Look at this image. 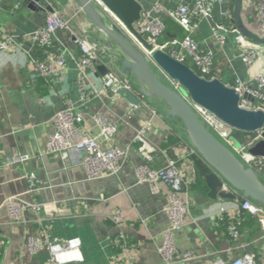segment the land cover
<instances>
[{
	"label": "crops",
	"instance_id": "1",
	"mask_svg": "<svg viewBox=\"0 0 264 264\" xmlns=\"http://www.w3.org/2000/svg\"><path fill=\"white\" fill-rule=\"evenodd\" d=\"M138 1L146 8L155 4L167 9L177 6L173 0ZM45 2L62 16L73 18L72 32L57 30L50 45L66 58L63 75L48 78L35 70L43 50L32 38L35 30L46 24L49 10H32L24 0H0V31L13 35L15 42L0 52V161L19 153L30 156L24 164L0 166V264H48L47 250L29 252V236L79 238L81 257L66 264H164L158 247L168 225L164 207L169 188L162 184L160 192H152L148 183H138L137 168L144 164L161 167L168 157L177 160L186 179L182 196L189 200L190 213L175 238L181 251L195 254L186 264H211L236 257L238 247L227 232L228 213H218L232 199L209 196L205 175L212 169L170 119L168 106L159 98L141 96L135 77L117 69L119 48L92 25L75 0ZM260 2L264 0H242L245 25L263 40L254 41L258 57L252 65L242 60V46L235 32H224V46L211 39L210 27V32L201 28L197 34L200 43L214 46L216 68L227 83L237 78L254 81L257 75H264V30L257 22ZM235 3L225 0L217 6L215 19L230 25ZM226 11L232 13V19L225 20ZM155 15L166 25L171 20L165 12ZM109 21L115 22L110 15ZM74 34L96 42L101 48L100 65L107 64L130 80L131 89L135 87L133 91L141 99L135 104L136 110L125 96L113 95L104 87L99 68L94 72L80 65ZM69 104L84 116L85 130L104 146L109 143L102 133L103 125L117 126L112 143L127 149L128 157L119 162L116 172L90 179L83 165L48 151L49 135L56 131L53 117ZM146 120L151 124L146 125ZM139 135L155 149L153 160L142 153ZM30 172L38 180L33 185L27 175ZM11 197L26 204L20 222L10 217L7 200ZM35 203L41 206L39 210L31 206ZM116 210L122 213L120 223L110 217ZM253 241L241 248L262 250V245Z\"/></svg>",
	"mask_w": 264,
	"mask_h": 264
},
{
	"label": "built area",
	"instance_id": "2",
	"mask_svg": "<svg viewBox=\"0 0 264 264\" xmlns=\"http://www.w3.org/2000/svg\"><path fill=\"white\" fill-rule=\"evenodd\" d=\"M99 5V0H92ZM177 6L173 9H167L158 4L150 8L143 7L141 18L137 22V30L151 43L155 49H161L169 53L174 58L188 64L200 76L208 79L218 78L215 69L216 51L214 46L207 43H200L196 40L194 34L200 28V22L205 20L211 29V39L220 46H224L226 36L224 32L233 31L236 33V39L242 46L240 54L242 60L247 65H252L258 57L257 44L251 39L245 37L237 28L227 23L215 19V8L224 3L225 0H173ZM101 7V6H100ZM103 9V8H102ZM165 12L169 18L178 23L184 30L185 35L180 37L168 38L163 40V34L167 27L165 21L156 16V13ZM257 22L264 30V2H260L257 12ZM114 18V17H113ZM225 20L232 19L230 11L224 12ZM115 20V18H114ZM117 22V21H115ZM57 30H73V18L64 17L54 10L48 11L46 24L35 30L32 40L43 50V57L36 62L35 70L45 78L63 75L66 66V58L63 53L56 52L50 48L52 36ZM75 35V34H74ZM0 52L10 48L14 42V36L2 34L0 31ZM76 44L80 50L79 63L97 72L99 68V50L100 46L88 38L75 35ZM152 52L146 51V57L154 66L157 73L162 79L167 81L172 87L178 88L180 83L172 79L163 69H161L152 59ZM103 64V63H102ZM108 70L103 74V85L114 95L119 94L121 87L131 89V82L127 77L119 75L112 70L110 66L104 64ZM228 86L234 87L240 94V106L250 110H264V75L259 74L254 81H244L237 78L234 83H227ZM245 94L258 99L254 100L245 97ZM191 104L198 114L199 118L208 124L210 129L221 138L242 162L256 170L258 175L264 180V157L253 155L249 150L261 138L264 128L253 132L250 136L238 139L235 136V129L219 119L214 113L200 104L193 102ZM137 105L132 103V109L136 110ZM56 131L49 135L47 149L51 153H59L65 158H69L72 163L83 165L87 176L90 179L100 178L117 171L119 162L128 157V150L112 143L114 134L118 131L117 126L105 123L102 127V133L106 136L108 146H104L97 136L88 133L84 127V116L76 111V108L69 104L66 108L59 110L53 117ZM151 121L146 120V125ZM142 153L148 159L153 160L154 148L141 136ZM238 141V145L235 144ZM30 159L28 154H13L4 159L1 165L6 164H24ZM32 185L38 180L34 172L27 174ZM138 183H148L152 192L161 191L162 184L168 186L167 202L164 211L168 216V225L162 232V243L158 250L163 258L164 264H186L193 256V251H181L176 242V234L183 230L187 224V217L190 213L189 200L182 196L186 179L183 172L178 166L175 158L168 157L165 164L161 167H152L144 164L137 168ZM227 192H235L225 184ZM225 200V199H224ZM7 205L11 219L20 222L23 217V210L26 208L24 202L16 198H9ZM39 210L41 206L37 203L31 205ZM248 211L252 216L259 219L262 226V234L259 237L264 246V205L253 201L250 198L237 194L235 199L225 203L218 213H228V234L237 240L241 236V213ZM116 223L122 220V213L116 210L110 216ZM124 237V235H122ZM27 247L30 253H38L41 250L49 252L48 264H66L70 261L77 260L81 257V240L79 238L62 239L60 237L37 238L29 236L27 238ZM238 247V246H237ZM244 247L243 245L239 246ZM264 249V248H263ZM211 264H264V250L262 251H245L242 255L219 259Z\"/></svg>",
	"mask_w": 264,
	"mask_h": 264
},
{
	"label": "water",
	"instance_id": "3",
	"mask_svg": "<svg viewBox=\"0 0 264 264\" xmlns=\"http://www.w3.org/2000/svg\"><path fill=\"white\" fill-rule=\"evenodd\" d=\"M92 25L103 32L110 44L120 50L116 67L122 74L135 77L141 96L156 97L168 106V116L173 120L198 154L208 163L211 171L205 175V181L211 198L235 199L237 194L264 205V180L255 169L246 166L237 154L203 122L194 110L191 100L207 108L219 119L235 130L257 132L264 128V110H250L240 106L241 96L234 87H230L220 78L208 79L200 76L188 64L174 58L161 49H155L137 30L136 24L141 18L142 4L138 0H75ZM28 8L53 10L45 0H24ZM101 6V7H100ZM242 0H236L233 20L239 31L255 42L263 40L245 25L241 11ZM103 8V9H102ZM109 15L117 22H110ZM146 51L152 52V59L172 79L180 83L176 89L156 72L146 57ZM101 74L108 68L100 65ZM121 87L119 94L133 104L141 99L133 91ZM254 100L258 99L245 94ZM253 155L264 157V130L261 138L249 150ZM227 184L235 192H227Z\"/></svg>",
	"mask_w": 264,
	"mask_h": 264
},
{
	"label": "trees",
	"instance_id": "4",
	"mask_svg": "<svg viewBox=\"0 0 264 264\" xmlns=\"http://www.w3.org/2000/svg\"><path fill=\"white\" fill-rule=\"evenodd\" d=\"M200 23L201 24H200L199 30H197L194 34L195 39H197L196 38L197 34L201 30V28L204 29V31H207V29L209 31L210 26L208 25V23L205 20H202ZM229 24L231 26H235V22L232 20H230ZM185 34H186L185 30L178 23H176L175 21H173L171 19L170 22L167 24V27H166L165 32L163 34V40H166L168 38H174L177 36H183ZM216 67H217V65L215 63V69L217 71L216 74H218V78H220L221 80H223L225 82L226 77L224 78L222 76L223 74L221 73V70H217ZM231 78H233V77H231ZM234 133L238 139H243V138H246L247 136H249V135L251 136L253 134V132H245V131H240V130H235ZM241 218H242V224H241V228H240V231H241L240 238L237 240H234L229 236L232 240L233 245L238 246V247L245 244V243L250 242V240H252V239H254V241H256L255 237L261 236V234L263 232L259 219L255 216H252L248 211H243L241 213ZM228 221H229V216L227 218V228H228ZM227 232H228V229H227ZM261 245H262V243H261ZM251 246H253V245L251 244ZM245 251H247V250L240 247V248H238L236 255L237 256L242 255Z\"/></svg>",
	"mask_w": 264,
	"mask_h": 264
},
{
	"label": "rangeland",
	"instance_id": "5",
	"mask_svg": "<svg viewBox=\"0 0 264 264\" xmlns=\"http://www.w3.org/2000/svg\"><path fill=\"white\" fill-rule=\"evenodd\" d=\"M235 144L238 145V141H235ZM259 237H260V236H259ZM259 237L257 236V237H255V238H256V240L258 241L257 244L260 245V244H261V239L259 240ZM257 238H258V239H257ZM263 248H264V246L262 245V250H264ZM262 250H260V251H262ZM257 251H258V250H257Z\"/></svg>",
	"mask_w": 264,
	"mask_h": 264
}]
</instances>
